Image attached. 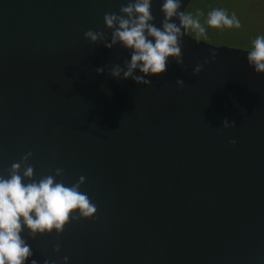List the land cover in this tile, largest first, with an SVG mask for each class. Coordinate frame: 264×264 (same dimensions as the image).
<instances>
[{
	"label": "water",
	"instance_id": "1",
	"mask_svg": "<svg viewBox=\"0 0 264 264\" xmlns=\"http://www.w3.org/2000/svg\"><path fill=\"white\" fill-rule=\"evenodd\" d=\"M128 2L0 0V176L31 151L37 181L56 168L66 184L84 176L81 191L97 208L59 236L24 231L32 259L264 264V75L247 52L186 34L183 67L170 58L151 87L112 78L129 52L84 34L110 42L104 15ZM162 3L151 5L158 27ZM225 119L235 126L224 129Z\"/></svg>",
	"mask_w": 264,
	"mask_h": 264
},
{
	"label": "clouds",
	"instance_id": "2",
	"mask_svg": "<svg viewBox=\"0 0 264 264\" xmlns=\"http://www.w3.org/2000/svg\"><path fill=\"white\" fill-rule=\"evenodd\" d=\"M183 0H163L160 26L154 23L151 13L152 0H129L121 6L119 14L105 13V28L111 32L110 42L104 32L88 30L85 39L93 45L103 43L107 49L119 46L127 50L130 58L113 65L108 74L114 79H131L137 85L151 87L152 78L166 73L170 58L178 66L184 65L182 55L183 39L188 32L198 38L206 37L207 29H240L241 22L235 13L229 15L224 8H213L201 21L203 13L195 15L181 11ZM216 51L209 54L203 63L193 69V75L200 74L204 67L213 62ZM248 66L257 75H264V33L256 35L246 53ZM103 74L104 68H97ZM176 85L183 89L185 82L177 79ZM235 126V121H223V128ZM233 140L232 144L235 145ZM31 151L23 155L19 162L12 164L8 176H0V264H39L32 259L30 245L22 238L27 231L31 239L37 236H59L71 221L89 220L95 217L97 208L88 195L81 191L86 178L66 184L62 179L63 168H56L54 174L34 178V169L28 163ZM23 166V167H22ZM54 251L59 252V246ZM44 264H51L45 260ZM63 264H69L68 258Z\"/></svg>",
	"mask_w": 264,
	"mask_h": 264
},
{
	"label": "rangeland",
	"instance_id": "3",
	"mask_svg": "<svg viewBox=\"0 0 264 264\" xmlns=\"http://www.w3.org/2000/svg\"><path fill=\"white\" fill-rule=\"evenodd\" d=\"M197 4V0L193 1L186 11L193 12ZM227 12L229 15L232 13L237 15L241 22L240 29L208 28L207 30L213 35L212 38H198L191 32L187 33L188 36L211 46L248 51L251 43L244 44L245 41L253 40L256 35L264 33V0H234L231 9Z\"/></svg>",
	"mask_w": 264,
	"mask_h": 264
},
{
	"label": "trees",
	"instance_id": "4",
	"mask_svg": "<svg viewBox=\"0 0 264 264\" xmlns=\"http://www.w3.org/2000/svg\"><path fill=\"white\" fill-rule=\"evenodd\" d=\"M194 2H196V0ZM233 2H234V0H197L198 4L192 13L194 15L197 12L203 13V15L201 16V21L203 22L207 16V13L210 10H212L213 8H217V7L230 10ZM206 37L212 38L213 35L207 30ZM244 44H247V42H245Z\"/></svg>",
	"mask_w": 264,
	"mask_h": 264
},
{
	"label": "flooded vegetation",
	"instance_id": "5",
	"mask_svg": "<svg viewBox=\"0 0 264 264\" xmlns=\"http://www.w3.org/2000/svg\"><path fill=\"white\" fill-rule=\"evenodd\" d=\"M194 1H195V0H194ZM224 9H225V8H224ZM226 10H228V9H226ZM205 38H208V37H205ZM245 42H246V41H245ZM248 42H250V43H251V42H252V40H248V41H247V43H248ZM227 48H228V47H227ZM230 49H231V48H230ZM238 51H242V50H238ZM243 52H248V51H243Z\"/></svg>",
	"mask_w": 264,
	"mask_h": 264
}]
</instances>
